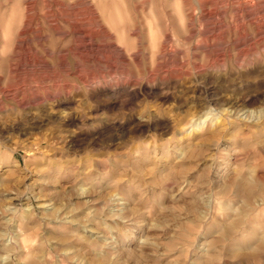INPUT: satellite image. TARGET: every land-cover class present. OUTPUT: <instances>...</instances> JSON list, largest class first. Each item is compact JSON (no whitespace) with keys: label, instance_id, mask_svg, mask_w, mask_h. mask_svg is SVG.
I'll use <instances>...</instances> for the list:
<instances>
[{"label":"rangeland","instance_id":"1","mask_svg":"<svg viewBox=\"0 0 264 264\" xmlns=\"http://www.w3.org/2000/svg\"><path fill=\"white\" fill-rule=\"evenodd\" d=\"M263 241L264 0H0V264Z\"/></svg>","mask_w":264,"mask_h":264},{"label":"bare ground","instance_id":"2","mask_svg":"<svg viewBox=\"0 0 264 264\" xmlns=\"http://www.w3.org/2000/svg\"><path fill=\"white\" fill-rule=\"evenodd\" d=\"M247 102V101H246ZM197 125L199 126V125H201V121L199 122V123H197ZM264 242V241H263ZM259 244V243H258ZM263 246V245H262Z\"/></svg>","mask_w":264,"mask_h":264}]
</instances>
